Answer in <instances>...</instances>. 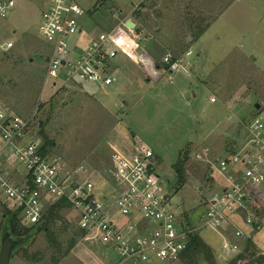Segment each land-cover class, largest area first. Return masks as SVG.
<instances>
[{
  "label": "rangeland",
  "instance_id": "374dc122",
  "mask_svg": "<svg viewBox=\"0 0 264 264\" xmlns=\"http://www.w3.org/2000/svg\"><path fill=\"white\" fill-rule=\"evenodd\" d=\"M14 2L15 9L0 18V103L31 119L32 134L42 147L40 130L47 134L53 141L49 154L72 165L84 163L99 173L113 149L126 150L136 142L147 145L154 153L163 193L177 207V217L183 214L190 226L198 227L208 199L223 178L216 170L211 172L210 165L193 159L194 152L208 145L214 157L227 155V144L235 147L242 141L243 125L256 112L253 106H264V0H232L217 17L229 0H158L153 7L150 0L131 16L135 0H75L84 31L78 39L84 46L128 15L138 25L141 51L157 63L166 51L176 55L174 41L182 35L179 22L186 8L190 6L191 13L201 15L205 23L212 21L198 40L189 39L191 76L162 72L158 80H151L141 65L120 57L112 62L110 73L116 81L110 86L82 82V87L62 88L54 87L50 79L45 82L51 48L37 35L49 0ZM141 15L147 18L145 24L139 23ZM8 42L12 46L6 49ZM247 72L252 73L250 90L239 84ZM179 157L186 161L183 180L178 181L173 166ZM4 205L0 195V229ZM247 215L240 212L233 224L246 236L239 241L240 254L257 258L258 252H264V185L253 191L252 226L242 222ZM77 220L70 206L49 224L61 243V253L50 246L47 231L40 229L27 245L14 251L9 264H112L114 254L94 236L83 232L81 237ZM235 229L230 226L224 234L230 237ZM195 234L212 252L209 264H230L238 256L224 257L222 234L208 229ZM73 238L75 245L66 253ZM173 264L185 263L181 259Z\"/></svg>",
  "mask_w": 264,
  "mask_h": 264
},
{
  "label": "built area",
  "instance_id": "2783aa9c",
  "mask_svg": "<svg viewBox=\"0 0 264 264\" xmlns=\"http://www.w3.org/2000/svg\"><path fill=\"white\" fill-rule=\"evenodd\" d=\"M145 1L135 0L129 15ZM13 9L14 0H0V18ZM80 15L75 0H49L41 14L37 35L51 48L44 79L54 87H82V82L110 86L116 81L111 65L119 57L141 65L151 80L162 76L164 66L171 72H188L191 67L190 50L178 56L166 51L159 63L141 51L139 32L135 25H126V18L89 38L84 46L78 39L84 33ZM11 46L8 42L6 49ZM250 117L243 125L242 141L225 151L227 155L214 157L208 145L193 154V159L210 165L211 172L216 170L223 178L208 199L198 227L190 226L183 214L177 217V207L163 193L154 153L147 145L136 142L126 150L113 149L99 173L84 163L72 165L43 152L32 134L31 119L19 117L1 103L0 195L6 208L28 227L39 224L52 204L68 203L77 214L78 229L114 254L112 264L179 262L190 236L199 229L222 234L221 252L234 258L246 236L235 229L233 219L246 212L242 222L253 225V191L264 185V108ZM230 226L235 230L229 237L224 232ZM258 255L264 258V252Z\"/></svg>",
  "mask_w": 264,
  "mask_h": 264
},
{
  "label": "trees",
  "instance_id": "16d2710c",
  "mask_svg": "<svg viewBox=\"0 0 264 264\" xmlns=\"http://www.w3.org/2000/svg\"><path fill=\"white\" fill-rule=\"evenodd\" d=\"M150 0H146L141 8L143 6H146L147 2ZM158 0H153V2L150 4V7H153L156 5ZM232 0H229L228 3H226L215 15L216 17L219 16L224 9L229 5V3ZM188 6L190 4H187ZM190 7V6H189ZM186 8V11L183 14V18L181 22H179L180 29L182 31V35H179L175 38L174 44L176 49V56L183 54L184 52L187 51L189 46L191 45L189 42V39H192L193 41L198 40L207 30L209 25L211 24L210 20L208 23H205L204 18L201 15H198L197 13H191L190 8ZM141 8L137 11H141ZM136 11V12H137ZM139 23L145 24L147 18L143 17L142 15L139 16ZM213 19V18H212ZM136 28L138 29V25L136 24ZM157 29V28H156ZM138 32V31H137ZM166 70V67L164 66L163 71ZM252 73L247 72V75H245L239 84L241 85H247L248 89L250 90L249 84L252 83V80L249 78ZM248 76V77H247ZM238 84V85H239ZM237 85V86H238ZM233 88V86H232ZM228 93L230 90H227ZM227 93V94H228ZM255 106V105H254ZM253 106V110L257 111L255 107ZM264 108V106H260L259 109ZM40 134L42 137L43 141V147L42 151L47 152V149L52 146L53 141L50 140L47 137V134L40 130ZM186 158H180L177 160L175 165L173 166L175 175L179 180H183L184 176V165H185ZM70 207V205L66 202H56L49 206L44 214V217L42 221L39 224L30 226V227H25L23 226L20 222L21 220L18 217V214L16 212H12L6 208V206H3L4 211L1 213L2 217V224H1V229H0V238H1V232L3 228H7L9 232L11 233L12 237L14 238H26L27 242L23 245H27L32 237L35 235V232L40 229H44L47 231V238L48 242L50 243V246H52L57 252L61 251V243L57 240V237L53 232H51V229L49 228V224L57 218H59V212L63 208ZM256 229L258 230L260 226L256 225ZM79 235L82 237L84 236V233L81 231ZM75 236H78V234H75ZM68 247L66 250V253L72 247L75 245V239H71L68 243ZM250 244V243H249ZM16 251V250H15ZM61 253V252H60ZM14 252L12 253L13 256ZM12 258V257H11ZM198 258H201L203 261H206L208 264L210 262V259L212 258V252L209 248V246L196 234H193L190 236V241L188 243L187 250L185 251L184 255L182 256V261H184L185 264H199ZM242 261V264H264V258L261 256H258L255 258L253 254L249 253L246 256H243L242 254H239L233 261L231 260V263H234L235 261Z\"/></svg>",
  "mask_w": 264,
  "mask_h": 264
},
{
  "label": "water",
  "instance_id": "95a60500",
  "mask_svg": "<svg viewBox=\"0 0 264 264\" xmlns=\"http://www.w3.org/2000/svg\"><path fill=\"white\" fill-rule=\"evenodd\" d=\"M126 25L129 28H133V23L131 20L126 21ZM191 41V39H190ZM255 109L258 110L260 108L259 104H255ZM231 149V144H227L225 150L229 152ZM27 242L26 238H14L7 228H3L1 232L0 238V264H9L12 253L22 245ZM203 264H208L206 261Z\"/></svg>",
  "mask_w": 264,
  "mask_h": 264
},
{
  "label": "crops",
  "instance_id": "0c3cea01",
  "mask_svg": "<svg viewBox=\"0 0 264 264\" xmlns=\"http://www.w3.org/2000/svg\"><path fill=\"white\" fill-rule=\"evenodd\" d=\"M128 15H129V13H128ZM128 15H127V16H128ZM127 16L125 17V18H126V21H127V20H131V19H129L130 17H127ZM131 21H132L133 24L136 26V22H134L133 20H131ZM136 29H137V28H136ZM119 58H120V57H119ZM112 64H113V63H112ZM164 72L169 73V74H173V73H174V72H171V71H169V70H167V69H166L165 71H163V73H164ZM181 72L184 74V76H187V75H188V76H191V75L189 74V73H190L189 71L186 72V71H183V70L177 71V72H175V74H176V73H179V74H180ZM187 96H188V94H187ZM193 97H194V95H193ZM226 146H227V145H226ZM226 146H225V148H226ZM231 148H232V145H231ZM230 150H231V149H230ZM224 151H226V150L224 149ZM235 220H236V219H235Z\"/></svg>",
  "mask_w": 264,
  "mask_h": 264
}]
</instances>
